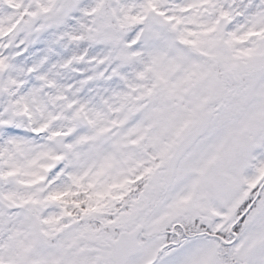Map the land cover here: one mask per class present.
Listing matches in <instances>:
<instances>
[{
  "label": "snow or ice",
  "instance_id": "6c2138e0",
  "mask_svg": "<svg viewBox=\"0 0 264 264\" xmlns=\"http://www.w3.org/2000/svg\"><path fill=\"white\" fill-rule=\"evenodd\" d=\"M0 264H264V0H0Z\"/></svg>",
  "mask_w": 264,
  "mask_h": 264
}]
</instances>
